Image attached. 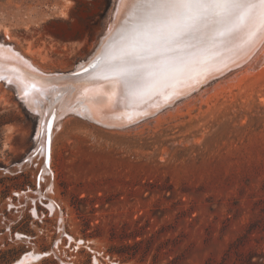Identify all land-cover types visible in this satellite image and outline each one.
<instances>
[{
	"label": "rangeland",
	"instance_id": "obj_1",
	"mask_svg": "<svg viewBox=\"0 0 264 264\" xmlns=\"http://www.w3.org/2000/svg\"><path fill=\"white\" fill-rule=\"evenodd\" d=\"M118 1L0 0V44L70 73ZM21 97L0 81V264H264V41L146 119L65 113L47 174L40 115Z\"/></svg>",
	"mask_w": 264,
	"mask_h": 264
},
{
	"label": "bare ground",
	"instance_id": "obj_2",
	"mask_svg": "<svg viewBox=\"0 0 264 264\" xmlns=\"http://www.w3.org/2000/svg\"><path fill=\"white\" fill-rule=\"evenodd\" d=\"M263 41L264 24L258 18L237 29L219 17L174 41L169 29L145 28L131 5L119 0L110 29L73 75L42 71L13 47L0 44V81L12 83L39 113L37 148L47 174L54 127L65 113L103 127L146 119L211 76L241 65ZM33 259L30 255L17 264Z\"/></svg>",
	"mask_w": 264,
	"mask_h": 264
},
{
	"label": "snow or ice",
	"instance_id": "obj_3",
	"mask_svg": "<svg viewBox=\"0 0 264 264\" xmlns=\"http://www.w3.org/2000/svg\"><path fill=\"white\" fill-rule=\"evenodd\" d=\"M145 28L169 29L170 39L182 40L199 25L222 18L239 28L253 18L264 24V0H125Z\"/></svg>",
	"mask_w": 264,
	"mask_h": 264
},
{
	"label": "built area",
	"instance_id": "obj_4",
	"mask_svg": "<svg viewBox=\"0 0 264 264\" xmlns=\"http://www.w3.org/2000/svg\"><path fill=\"white\" fill-rule=\"evenodd\" d=\"M39 152V149L38 150H36L35 152H34V156H36L37 155V153ZM47 158L45 157V162L47 161L46 160ZM45 162H44V165H46L45 164ZM48 169V167L47 166H45V169ZM41 174H42V171L39 173V175L37 176V179H36V181H37V185L39 186L40 185V179H41ZM55 203V202H54ZM56 204V203H55ZM57 205V204H56ZM58 206V205H57ZM15 236H19V237H23L24 236V234L21 232V231H18V230H15V232H12Z\"/></svg>",
	"mask_w": 264,
	"mask_h": 264
},
{
	"label": "water",
	"instance_id": "obj_5",
	"mask_svg": "<svg viewBox=\"0 0 264 264\" xmlns=\"http://www.w3.org/2000/svg\"><path fill=\"white\" fill-rule=\"evenodd\" d=\"M75 72H76V70H75V71H72V72H70V73H68V74H71V75H73Z\"/></svg>",
	"mask_w": 264,
	"mask_h": 264
}]
</instances>
